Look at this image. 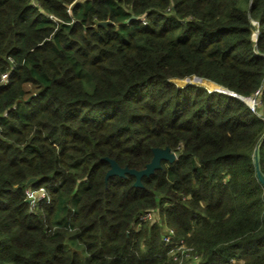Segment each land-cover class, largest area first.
<instances>
[{"label":"trees","instance_id":"16d2710c","mask_svg":"<svg viewBox=\"0 0 264 264\" xmlns=\"http://www.w3.org/2000/svg\"><path fill=\"white\" fill-rule=\"evenodd\" d=\"M153 147L176 159L141 187L105 177ZM255 152L264 175V0H0V264H174L165 226L264 264Z\"/></svg>","mask_w":264,"mask_h":264},{"label":"water","instance_id":"95a60500","mask_svg":"<svg viewBox=\"0 0 264 264\" xmlns=\"http://www.w3.org/2000/svg\"><path fill=\"white\" fill-rule=\"evenodd\" d=\"M107 22L109 21L101 22V24H106ZM201 80L202 78L197 77V76L192 77V79H190V77H186L185 84L200 83ZM222 91L225 92L226 90L223 89ZM237 97L247 102V98H243L240 95H237ZM105 159L109 162V168L107 169L105 173L106 178L109 176H115V175L123 177L126 174H131L135 177L133 185L137 187H141L142 186V182H141L142 176H148L152 174L154 170L160 168L162 160H166L168 162L174 161L176 159V155L169 147H164V148L153 147L151 160L147 162L143 168H140V169L130 168L128 166H120L114 159L109 158V157H106ZM254 164H255L257 179L264 187V175L261 173L259 169L256 152L254 154ZM32 180H33V177L30 178V181ZM28 200L29 199H27V201Z\"/></svg>","mask_w":264,"mask_h":264},{"label":"built area","instance_id":"2783aa9c","mask_svg":"<svg viewBox=\"0 0 264 264\" xmlns=\"http://www.w3.org/2000/svg\"><path fill=\"white\" fill-rule=\"evenodd\" d=\"M257 93L258 92L254 93V97L247 98L246 103L252 110H254L255 105H256ZM30 192L33 193L32 190H30ZM30 192L29 190H27L28 196ZM28 199L30 200L31 198L28 197ZM37 200H36V203H37ZM30 201H31V206H32L33 200H30ZM36 203L34 205H36ZM152 218H154V213L152 211H146L139 215V221H145V220H149ZM161 239L167 246H169L168 254L172 256L174 260V264H199V258L198 256L192 253V247L186 245L183 239H176L174 237L173 228L165 226L161 234ZM233 263H234V260L230 259L224 264H233Z\"/></svg>","mask_w":264,"mask_h":264},{"label":"rangeland","instance_id":"374dc122","mask_svg":"<svg viewBox=\"0 0 264 264\" xmlns=\"http://www.w3.org/2000/svg\"><path fill=\"white\" fill-rule=\"evenodd\" d=\"M252 24L253 25H256L254 21H252ZM252 31H253L252 37L255 38L256 37V32H257L256 28H254ZM190 78H192V77H190ZM175 82H177L179 85H181V84H184L185 83V79L175 80ZM208 82H205V84L203 83L205 85V87H206L207 84L208 85L209 84L211 85V83H208ZM213 85H212V87H208L207 86V88H209L210 90H212V89L213 90H217V89L223 90L224 89L220 85H217L215 83ZM29 192H30V190H29ZM32 192L33 193H31V192L29 193V196L28 197L31 198L30 200H33L32 206H34L33 208H35L36 205H37L36 200L39 199L40 197H42L43 196V193H42V190H40V191H32ZM35 203H36V205H34Z\"/></svg>","mask_w":264,"mask_h":264},{"label":"bare ground","instance_id":"6f19581e","mask_svg":"<svg viewBox=\"0 0 264 264\" xmlns=\"http://www.w3.org/2000/svg\"><path fill=\"white\" fill-rule=\"evenodd\" d=\"M190 79H192V78H190ZM205 82H208V80H204V79H202V80L200 81L199 84L205 86V85H204ZM203 83H204V84H203ZM208 83H211V85H210V84H209V85L207 84V85H206V88H207V86H208V87H212V85L214 84L212 81H209ZM182 85H184V84H181V86H182ZM213 86H214V85H213ZM213 88H214V87H213ZM208 89H209V88H208Z\"/></svg>","mask_w":264,"mask_h":264}]
</instances>
